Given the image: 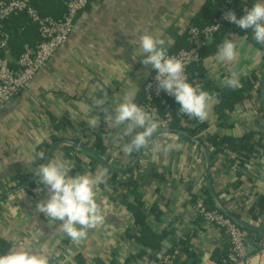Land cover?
I'll list each match as a JSON object with an SVG mask.
<instances>
[{
	"label": "crops",
	"instance_id": "obj_1",
	"mask_svg": "<svg viewBox=\"0 0 264 264\" xmlns=\"http://www.w3.org/2000/svg\"><path fill=\"white\" fill-rule=\"evenodd\" d=\"M211 1L90 0L79 13L69 39L28 86L2 107L0 240L8 242L10 249L23 243L28 249L49 255L52 264H157L163 246H170L167 252L180 249V243L189 238L190 249L201 260L200 264H216L213 254L228 248V236L195 216L196 200L202 196L207 203L208 196L212 198L210 184L219 202L230 213L247 224L264 229V214L252 220L250 213L254 205L264 200L261 92L264 49L253 44L247 36L229 28L210 40L200 64L189 70L190 83L199 84L216 96L209 116L203 122L189 116L176 122L175 125L196 130L197 136L171 128L198 139L205 146L210 175L202 148L174 134H158L154 139L157 144L178 143L182 145L180 150L163 154L152 147L143 149L137 163L129 168L140 151L136 156L133 153L125 155L121 147L128 142L127 137L114 143L110 137L115 130L107 128L103 113L98 109L90 112L94 99L101 96L107 98L111 107L125 94H134V102L140 105L144 100L143 85L155 72L150 65L140 62L143 57L132 58L135 49L139 54L141 31L150 28L154 35L164 38L168 54L186 49L189 47L188 27L193 20H201L203 8ZM249 2L252 8L256 0ZM14 28L8 25L6 33ZM230 37L238 44L239 56L232 63L218 62L215 58L218 45ZM28 38L30 45L39 40ZM233 71L240 79L241 86L237 89L224 84ZM253 73L261 79L252 82ZM90 114L101 116L97 129L90 128L86 122ZM99 132L104 134L103 155L93 147ZM55 137L59 141L85 144L111 166L108 168L89 153L69 144L57 145L50 154L49 160L67 161L72 166V176L107 171V184L99 186L104 223L89 230L88 238L79 245L58 232L59 221L49 222L43 213L36 211V204L47 197V189L37 183V178L23 187L35 177L31 169L44 163L38 160L27 165L24 160L45 151L44 147L40 149L44 142L51 146L58 143H53ZM209 137L215 141L230 139L234 145L224 143L216 151L207 142ZM241 139L249 140L258 152L256 157L239 165L235 162L238 154L233 147ZM69 146L72 148H67ZM112 173L119 175L112 178ZM137 217L145 219L154 235L150 243L158 245V250L152 251L133 237L143 229L136 222ZM252 232L256 234L247 233L256 246L264 240V233Z\"/></svg>",
	"mask_w": 264,
	"mask_h": 264
},
{
	"label": "clouds",
	"instance_id": "obj_2",
	"mask_svg": "<svg viewBox=\"0 0 264 264\" xmlns=\"http://www.w3.org/2000/svg\"><path fill=\"white\" fill-rule=\"evenodd\" d=\"M225 19L237 25L240 29L252 30V39L264 46V0H256L251 9H245L241 18L233 10L225 13ZM219 26V25H217ZM142 33V34H141ZM139 36V54L137 49L132 58L143 57L141 63L151 66L156 72L158 90L173 95L180 105L179 112L189 117H195L200 122L205 121L215 102L214 93L203 90L199 84L193 85L185 75V62L180 58L168 55L166 40L154 35L150 28H144ZM257 49V54H259ZM239 56L238 44L231 37L218 45L215 58L218 62L232 63ZM226 87L237 89L241 86L239 75L233 71L224 80ZM101 91H103L101 89ZM134 94H125L122 100L108 106L105 96L94 99L90 112L98 109L103 113V121L108 129L115 130L110 139L123 143L121 151L125 155L139 152L142 149L153 148L154 151L169 154L180 150L182 145L171 142L157 144L154 137L165 127L163 122L156 119L154 112L147 111L143 106L134 102ZM87 124L97 129L101 124L100 115H89ZM45 152H37L25 159L27 165L45 159ZM33 171L37 183L47 189V197L36 204V211L43 213L49 222H57L58 232H62L72 243L79 245L86 240L89 230L102 225L105 220L103 198L100 185L107 184V171L98 170L95 174L77 173L70 175L72 166L65 160L50 159L47 163H40ZM43 189H37L41 191ZM0 264H52V258L42 251H35L25 247L23 243L12 247L6 255L0 256Z\"/></svg>",
	"mask_w": 264,
	"mask_h": 264
},
{
	"label": "built area",
	"instance_id": "obj_3",
	"mask_svg": "<svg viewBox=\"0 0 264 264\" xmlns=\"http://www.w3.org/2000/svg\"><path fill=\"white\" fill-rule=\"evenodd\" d=\"M44 0H1L0 1V111L2 107L19 92L25 89L37 73L46 66L57 50L71 36L77 17L85 10L90 0H63L64 14L61 18L42 15L38 5ZM223 11L211 23L198 27L190 25L187 30L189 47L168 54L185 62V75L189 81V70L200 64L202 53L210 40L221 30L228 20ZM26 15L36 25L39 42L32 46L25 44L17 59L10 54L9 36L4 31V24L12 17ZM219 25V26H217ZM156 72L149 76L143 85V102L140 104L147 111L154 112L156 119L165 127L184 120L187 115L179 112L180 105L175 97L163 90H158ZM195 216L204 222L223 230L229 239L231 253L228 261L232 264H264V240L256 244L254 253L248 250L249 235L227 215L218 209L210 208L201 196L195 202ZM180 250L175 248L167 252L157 264H180ZM227 261V262H228ZM227 264V263H225Z\"/></svg>",
	"mask_w": 264,
	"mask_h": 264
},
{
	"label": "trees",
	"instance_id": "obj_4",
	"mask_svg": "<svg viewBox=\"0 0 264 264\" xmlns=\"http://www.w3.org/2000/svg\"><path fill=\"white\" fill-rule=\"evenodd\" d=\"M1 1V0H0ZM63 0H44L41 2L38 7L39 11L41 12L42 15L45 16H51L54 18H61L64 14V6H63ZM251 9V5L249 0H213L211 2H208L207 5L203 8L200 16L201 20L196 21L193 20L191 23L192 25L202 27L205 26L209 23L212 22V20L216 17H218L223 11H229L233 10L237 14L238 18H241L243 15H245V9ZM15 26V28L11 31V33H7L9 36V45H10V53L14 54L15 58H18L20 54L23 51L24 45L29 44V38L32 37L33 39L36 38L39 39V35L37 32L36 25L32 24L29 20V18L26 15H19V16H14L10 18L5 24H4V31L6 32V28L8 25ZM229 28H232V30L235 33H238L239 35L247 36V38L255 44L257 47L264 49L262 45L257 44L253 39V32L252 30H247L244 31L240 29L237 25L227 22L223 25L221 30L214 36L217 38L218 35H222L224 31H227ZM216 41V40H215ZM39 42V40H38ZM37 41L35 43H38ZM33 43L32 45H34ZM206 49V48H205ZM178 52V51H177ZM204 51L202 53L203 57ZM261 79V77L257 76L256 73H253L251 76V81L256 82L258 79ZM190 82V78H189ZM234 95V94H233ZM241 98H238V100ZM231 107V106H230ZM188 116L185 117V120L187 119ZM177 124V123H175ZM171 125V128H175L178 130L186 131L189 133L191 136H197L196 130H191L188 129L187 127H181L180 125ZM79 142V139H76ZM104 134L102 133H97L95 135V140H94V149L101 155L104 153ZM58 138H53V143L58 142ZM128 141V138H127ZM210 144L213 145V147L216 148V151H219L225 143L227 146L234 145L232 143V140L230 139H221L219 141H215L213 137H209L208 141ZM205 144V142H203ZM260 145V143H259ZM51 145L46 144L45 142L40 145V149L44 147L45 149V154L47 150L50 148ZM236 147H233L234 151L238 154V157L236 158L235 162L236 164L242 165L245 162H248L252 157H256V152H258L252 144H250L249 140H243L241 139L236 145ZM67 148H72V147H67ZM138 152H133V155L136 156ZM119 174L117 173H112V178H117ZM135 185H139L136 183ZM207 204L210 208L217 209L213 203V200L210 196H208L207 199ZM251 213V219L252 220H257L259 216H262L264 214V200L257 203V205H254L250 211ZM237 218H240L238 215ZM138 224L141 225L143 228L138 236H133L135 237L136 241L145 244L149 249L153 250H158L159 246H154L150 243L152 240L151 238H154V235L152 234V231L147 228L146 222L144 218L137 217ZM249 235L251 234H256L255 232L252 231H247ZM252 237V236H251ZM190 240L189 238L185 240L184 242L180 243V253H179V258L178 260L180 261V264H200L201 260L197 257L195 252H193L190 249ZM10 249V244L4 240H0V256L6 255L7 252ZM231 253V245L229 244L228 248H225L221 251H216L213 254V260L215 261L216 264H232L228 261L229 255ZM228 261V262H227Z\"/></svg>",
	"mask_w": 264,
	"mask_h": 264
},
{
	"label": "water",
	"instance_id": "obj_5",
	"mask_svg": "<svg viewBox=\"0 0 264 264\" xmlns=\"http://www.w3.org/2000/svg\"><path fill=\"white\" fill-rule=\"evenodd\" d=\"M261 92H262V98H263V104H264V82L262 84V88H261ZM161 132H166V134H174V135H177V136H180L181 138L185 139V140H188L190 142H193L195 144H198L203 152L205 153V156H206V162H207V170H208V175H210V171H209V157H208V153H207V150L205 148V146L203 144H201V142L198 140V139H195L193 137H190L189 135L183 133V132H180V131H177V130H174V129H164V130H160ZM159 134V133H158ZM157 134V135H158ZM60 144H69L71 146H74L80 150H83L87 153H89L90 155H92L93 157H95L97 160H99L100 162H102L105 166H107L108 168L111 169V166L105 161L103 160V158H101L99 156V154L94 151L92 148L86 146L85 144H82V143H77L75 141H70V140H63V141H59L58 143L54 144L51 146V148L49 149V151L47 152L46 156H45V159H44V163H47L48 160H49V157H50V154L52 152V150L57 146V145H60ZM143 150V149H142ZM142 150L139 152L138 154V157L135 159L134 163L129 167L131 168L132 166H134L137 161L139 160L140 156H141V152ZM123 171H126L123 170ZM36 177H33L30 181L26 182L23 187L29 185L31 182H33L35 180ZM210 187V190H211V195H212V199H213V202L216 206V208L218 210H220L221 212H223L225 215H227L230 219H232L235 223H237L240 227H242L243 229H247V230H250V231H261L264 233V229L262 228H259V227H255V226H252L250 224H247L241 220H239L238 218H236L232 213H230L220 202L219 200L217 199V197L215 196L213 190H212V186L211 184L209 185ZM1 199V197H0ZM248 250H249V253L250 254H253V251L255 249V245L253 244V238H249L248 240ZM170 246L166 245V246H163L162 250H161V253L158 255V258L161 259L163 257L164 254H166L168 248Z\"/></svg>",
	"mask_w": 264,
	"mask_h": 264
}]
</instances>
